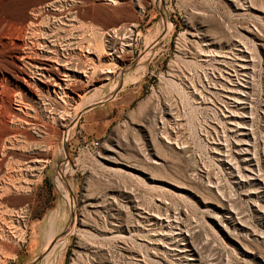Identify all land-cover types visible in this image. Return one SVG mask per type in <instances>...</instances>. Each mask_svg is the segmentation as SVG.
<instances>
[{
  "label": "rangeland",
  "instance_id": "1",
  "mask_svg": "<svg viewBox=\"0 0 264 264\" xmlns=\"http://www.w3.org/2000/svg\"><path fill=\"white\" fill-rule=\"evenodd\" d=\"M0 99V264H264V0H0Z\"/></svg>",
  "mask_w": 264,
  "mask_h": 264
},
{
  "label": "crops",
  "instance_id": "2",
  "mask_svg": "<svg viewBox=\"0 0 264 264\" xmlns=\"http://www.w3.org/2000/svg\"><path fill=\"white\" fill-rule=\"evenodd\" d=\"M111 99L114 100L115 97L112 96ZM116 109L111 104H102L88 108L82 114L85 128L91 129L94 127L95 130L93 131L95 133L102 132L110 124L111 115Z\"/></svg>",
  "mask_w": 264,
  "mask_h": 264
},
{
  "label": "bare ground",
  "instance_id": "3",
  "mask_svg": "<svg viewBox=\"0 0 264 264\" xmlns=\"http://www.w3.org/2000/svg\"><path fill=\"white\" fill-rule=\"evenodd\" d=\"M128 34V33H127ZM113 38V37H112ZM115 41V40H114ZM110 49V48H109ZM112 50V49H111ZM27 58V57H26ZM50 59V58H49ZM52 61H53V59H52ZM57 61V60H56ZM62 66V65H61ZM68 66V65H67ZM46 67V66H45ZM45 69V68H44ZM108 69V68H107ZM62 70L63 71H73V72H75V75H74V77H75V81L76 82H80V83H82L81 81H80V77L81 76H85V73H86V71L84 70V68L83 67H73V69H71L70 70V68H68V67H63L62 68ZM60 71V70H59ZM101 71V70H100ZM105 71V70H104ZM107 71V70H106ZM103 72V71H102ZM108 73H111V72H109V71H107ZM91 73V72H90ZM96 73V72H95ZM60 75H61V77H60ZM58 74V73H54L53 74V76H54V79H55V82H54V84H48V83H45L44 84V86H45V89L46 90H49V89H51V88H55V87H57L58 88V86L60 87V83L61 82H63V81H65L68 77H73V75L71 74L70 76H68L67 74H65V72H61V74ZM28 76V75H27ZM106 78H104V79H106V80H108V77L109 76H105ZM68 80H70V79H68ZM23 81V79H21V77L20 76H17L16 75V77H13V82L16 84V85H18L19 87H21V88H23L25 91H29V92H31V89L25 84V83H23L22 82ZM43 82V81H42ZM53 82V81H52ZM66 82V81H65ZM69 82V81H68ZM71 82H72V79H71ZM85 83V82H84ZM79 83H77V85H75L74 87H72L70 90H77V89H80L81 88V86L80 85H78ZM62 85V84H61ZM64 87V86H63ZM34 89V88H33ZM2 91V90H1ZM52 92H53V89L51 90ZM1 100V99H0ZM2 104V103H1ZM5 107V106H4ZM7 107V106H6ZM1 110V109H0ZM2 111V110H1ZM5 111V110H4ZM8 112V111H7ZM16 119V118H15ZM19 120V119H18ZM8 121V120H7ZM26 124V123H25ZM6 125V124H5ZM4 125V126H5ZM1 132V131H0ZM4 132V131H3ZM5 137V136H4ZM10 178V177H9ZM7 180V179H6ZM7 182V181H6ZM11 227V226H10ZM189 249V248H188ZM190 252L192 253L191 254V256H193L194 254H193V250H191L190 249ZM192 258V257H191Z\"/></svg>",
  "mask_w": 264,
  "mask_h": 264
},
{
  "label": "built area",
  "instance_id": "4",
  "mask_svg": "<svg viewBox=\"0 0 264 264\" xmlns=\"http://www.w3.org/2000/svg\"><path fill=\"white\" fill-rule=\"evenodd\" d=\"M84 149L88 151H96L100 148V143L95 139H90L87 142H84Z\"/></svg>",
  "mask_w": 264,
  "mask_h": 264
}]
</instances>
